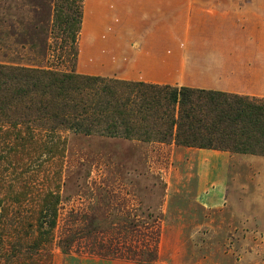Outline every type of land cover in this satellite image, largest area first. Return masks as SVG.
Returning a JSON list of instances; mask_svg holds the SVG:
<instances>
[{
  "label": "rangeland",
  "instance_id": "rangeland-1",
  "mask_svg": "<svg viewBox=\"0 0 264 264\" xmlns=\"http://www.w3.org/2000/svg\"><path fill=\"white\" fill-rule=\"evenodd\" d=\"M61 1L69 16L82 10V28L84 0ZM56 2L0 0L1 65L78 72L80 32L75 44L62 33ZM58 134L59 167L44 133L31 145L0 141V212L10 209L1 235L15 264H264V157ZM57 171L56 225L43 244L36 226ZM12 210L33 228L14 233Z\"/></svg>",
  "mask_w": 264,
  "mask_h": 264
},
{
  "label": "trees",
  "instance_id": "trees-1",
  "mask_svg": "<svg viewBox=\"0 0 264 264\" xmlns=\"http://www.w3.org/2000/svg\"><path fill=\"white\" fill-rule=\"evenodd\" d=\"M56 3L55 21L75 44L81 30L82 10L71 7L76 12L74 18L65 11L61 0ZM100 80L109 79L0 64V141L31 145L36 136L44 133L49 138L45 154H53L52 160L58 167L64 147L58 133L66 129L86 136L97 134L264 157V101L118 80L103 85ZM98 84L103 86L98 88ZM96 114L99 117H94ZM52 178L55 190L46 197L36 226L43 244L52 239L60 202L56 193L58 171ZM9 211V207H4L0 212V264H15V257L4 254L1 235V221ZM15 215L10 224L14 233L33 228L31 224L18 226L23 221L19 220L20 212ZM36 252L29 249L30 254Z\"/></svg>",
  "mask_w": 264,
  "mask_h": 264
},
{
  "label": "crops",
  "instance_id": "crops-1",
  "mask_svg": "<svg viewBox=\"0 0 264 264\" xmlns=\"http://www.w3.org/2000/svg\"><path fill=\"white\" fill-rule=\"evenodd\" d=\"M78 56L83 76L264 98V0H84Z\"/></svg>",
  "mask_w": 264,
  "mask_h": 264
}]
</instances>
